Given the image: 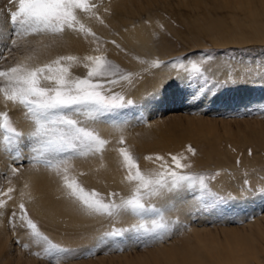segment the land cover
Here are the masks:
<instances>
[{"label":"rangeland","instance_id":"rangeland-1","mask_svg":"<svg viewBox=\"0 0 264 264\" xmlns=\"http://www.w3.org/2000/svg\"><path fill=\"white\" fill-rule=\"evenodd\" d=\"M126 1L88 0L92 11L78 12L84 32L77 25L60 34L32 33L21 39L12 35L10 18L17 4L0 0V70L28 55L33 56L30 63L38 65L72 55L78 57L70 69L72 77L85 78L89 70L85 57L104 56L115 72L98 78L105 94L121 95L132 102L95 120L82 114L74 116L107 144L101 152L75 154L49 165L43 162L44 158H34L29 133L35 125L26 109L6 101L0 93V113L7 112L12 126L24 134L9 147L4 140L6 133L0 130V241L5 242L6 248L0 253V264H18L20 260L23 264H56L45 253L46 245L32 235L27 220L35 223L51 242L68 250L60 254L59 264H125L127 259L129 264H135L137 257L149 264L157 258L156 264H163L156 253L163 250L223 256L229 252L228 246L235 244L228 240L230 231H243L252 242L264 246L253 227L259 223L264 228V147L243 137L253 130L264 131V43L252 40L219 45L218 35L209 34L212 29L222 28L231 36L235 32L236 36L258 38L255 18L249 13L263 8L264 0L249 7L237 5V0ZM140 25L150 37L146 49L127 35L131 28L135 30ZM72 37L75 47L84 50L81 56L69 52ZM12 39L17 41L15 46ZM193 62L199 72L191 70ZM44 84L51 86L47 81ZM189 146L194 155L187 150ZM121 147L132 154L145 174L161 171L159 161L146 157L162 156L169 165L170 154L184 157L182 163L190 167L181 171L209 177L206 183L211 194L198 186L185 185L147 201L174 222L163 236L125 233L123 237L102 239L114 228L137 224L138 219L127 212L116 217L90 212L79 199L69 195L66 183L75 182L86 194L94 191L105 202L114 199L119 203L132 188L125 179ZM42 172L47 174L49 182L45 186L55 190L54 196L64 197L83 217L81 220H88L85 224L89 227L81 230L87 229L84 237L80 235L82 242L69 243L63 227L60 230L28 205L33 201L29 194L32 185L22 176ZM224 178L227 179L223 181ZM9 188L13 189L10 193ZM112 193L117 195L112 197ZM175 205L186 206L185 216L177 213ZM152 218V214L146 216L149 223ZM198 231L204 234L200 236ZM250 263L256 264L253 257Z\"/></svg>","mask_w":264,"mask_h":264},{"label":"snow or ice","instance_id":"snow-or-ice-1","mask_svg":"<svg viewBox=\"0 0 264 264\" xmlns=\"http://www.w3.org/2000/svg\"><path fill=\"white\" fill-rule=\"evenodd\" d=\"M13 2L17 7L15 11L10 12L14 29L12 35L21 39L32 33L56 35L62 33L65 28L76 29L77 25L79 31L84 32L85 27L78 19V12L89 13L93 7L88 0H10V3ZM87 33H91V29H87ZM91 34L95 36L94 33ZM11 43L15 46L16 39H12ZM32 60L33 56L28 55L13 66L0 70V80L3 81L0 93L4 94L6 101L19 104L26 109L34 122V130L29 133V139L33 142L31 150L34 158L38 161L44 158L43 162L50 165L53 160L61 163L75 154L101 152L107 141L94 130L82 126L81 122L73 117L82 114L88 119L95 120L105 113L114 112L123 108L125 104L132 103L121 95L105 94L104 86L98 78L115 75L113 65L104 56H87L85 57L89 62L85 65L89 69L87 76L73 78L70 69L78 61L76 56H59L43 65L30 63ZM191 70L200 71L195 62L192 63ZM45 81L51 86H45ZM0 130L6 133L4 140L9 147L24 136L12 126L7 112L0 113ZM187 150L195 154L190 146ZM119 153L127 171L125 179L132 185L130 195L122 197L119 203L114 199L105 202L94 191L86 194L75 182L66 183L69 195L79 199L88 211L112 217L127 212L138 219L137 224L129 228H114L105 233L102 239L123 237L125 233H133L137 237L141 234L163 236L171 230L174 222L168 221L162 209L147 201L153 197H162L166 192L180 189L185 185L198 186L201 191L211 194L206 183L209 177L181 171L190 167L182 163L184 159L182 156L170 154L174 167L162 156L146 157L148 160L159 161L161 171L145 174L129 151L121 147ZM12 191L13 189H8L9 193ZM116 195L111 194L112 197ZM20 208L22 212L25 211L23 204ZM148 214L153 216L150 223L146 219ZM27 225L37 242L46 245L45 253L59 264L60 254L68 250L42 235L31 220H27Z\"/></svg>","mask_w":264,"mask_h":264},{"label":"bare ground","instance_id":"bare-ground-1","mask_svg":"<svg viewBox=\"0 0 264 264\" xmlns=\"http://www.w3.org/2000/svg\"><path fill=\"white\" fill-rule=\"evenodd\" d=\"M236 2L239 3L237 5L249 7L252 4L260 3L261 0H237ZM126 5H127V3H126ZM249 14L255 18L254 19V26L257 27L256 37H258V38H246L245 36H240L241 34H238V36H236L235 32H233L234 35L231 36V32H228L222 28L219 30L217 29V31L215 29L214 30L212 29V30H210L209 34L211 36L218 35V38H220V40H218L216 44H219V45L224 44V43H228V42L242 43L245 41H252V40H254L255 42L260 41V42L264 43V24H261V19L264 18V7L261 9H253L252 11H250ZM258 23H259V26H258ZM247 33H249V32H247ZM245 34H246V32H245ZM127 35L129 37H132L133 39L137 40L136 42H138V44L142 48H144V49L148 48V41L150 40V37H149L147 29L144 27V25H140L139 27L136 26L135 30H132V28H131V31H128ZM73 38L74 37L69 39V43H70L69 52H71V54H74V55L77 54V55L81 56V54L84 53V50L81 48L82 50L79 51L80 48L75 47L76 46V40H74ZM223 72H225V71H223ZM161 81H159V82H161ZM146 85H147V83H146ZM245 88H248V87L245 86ZM241 90L242 89H240L239 91H241ZM247 90H249V89H247ZM211 101L213 103V100H211ZM202 125H203V123H202ZM204 128H206V127H204ZM249 131H251V130L249 129ZM243 137L245 139H249V142H251V143L258 144V146L264 147V131L263 132L260 131V133H257V131L253 130L250 132V134L248 136H243ZM43 172L42 173H26L25 175L22 176L23 178H25V180L30 181L31 185H32L29 194L32 195L33 201L32 202L27 201V202H29L28 205L33 209V211L36 214L41 215L43 217H46L47 220L50 221L51 223H55L56 226L60 230L63 227V230H64L63 232H66V234H67V236H66L67 238L65 237V239L69 243H76L79 241L82 242L81 239H84V238H82L80 235L84 234V232H86L87 229L85 231H81V230H83L85 227H89V225L87 226L85 224L88 220L86 222L81 220V218H83V217L81 216V218H80L78 216V214L76 213V211L74 212V210H75L74 207L71 206L70 204H68L67 201L64 199V197L59 196L58 193H57L58 194L57 197L54 196V193H56L55 190L52 187L50 188L48 186H45L46 182L47 181L49 182V180L47 179V174L43 173ZM225 179H227V178H224L223 181ZM225 182H227V180ZM169 200H172V198H169ZM176 202L177 201H175V204H176ZM185 202L186 201H184V203ZM69 206L73 207V209L70 208ZM175 206H176L175 210L177 211V213L181 214L182 216L183 215L185 216L186 211H187L186 206L185 205L184 206L175 205ZM187 207H188V205H187ZM169 209H167V211H171L174 208H172L171 210H169ZM78 212L80 213L79 210H78ZM173 212H174V210H173ZM89 221H91V220L89 219ZM262 221H264V219ZM57 227H56V229H57ZM253 227L256 229V232L258 233L259 237L262 240H264V230H262L264 228L261 229L259 223H257ZM94 232H96V231L94 230ZM198 233H199L198 235L204 234L203 231H198ZM227 233L229 234L228 240L231 239L232 242L235 244H233V246L230 244L231 246H228L229 252L226 251V253L223 256H221L219 254L218 255H212L209 253H205L203 256L202 254H194V252H189L188 250H187V252L182 251L181 253H178L176 250H174L172 252H170V251L168 252L166 250L165 251L163 250V251H158L156 253H157L158 258L163 260V264H251L250 263L251 257H253L256 264H264V255H263L264 254V246L262 244H257L256 242H252L253 239L250 236H248L247 234L243 233V231H242V233H237V231H230ZM194 234H195V232H194ZM85 235H86V233H85ZM82 236L84 237V235H82ZM196 236H197V234H196ZM200 236H202V235H200ZM203 238L204 237H202V239ZM207 238L208 237L206 236V239ZM206 239H205V241H206ZM197 240H200V239L197 238ZM86 241L87 240H85V242ZM205 244L206 243H204V239H203L202 244H201L202 248H204ZM228 244H229V241H228L227 245ZM224 245H226V244H224ZM218 246L216 248H219ZM210 247H212V246H210ZM5 249H6L5 248V242L0 241V253L2 251H4ZM208 249H209V246H208ZM262 252H263V254H262L263 256H261ZM20 254H19V256H21ZM203 257H205V258H203ZM6 258H8V257H6ZM123 258L126 259L125 257H123ZM156 259L157 258L152 259L154 264L157 263ZM21 261H23V260H20L18 262V264L21 263ZM25 262L26 263H24V264L28 263L27 261H25ZM119 262L121 263V261H119ZM129 262H130V259H127L125 261V264H129ZM21 264H23V263H21ZM135 264H149V263H147L144 260L142 261V258L140 259V257H137Z\"/></svg>","mask_w":264,"mask_h":264}]
</instances>
